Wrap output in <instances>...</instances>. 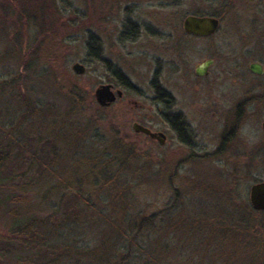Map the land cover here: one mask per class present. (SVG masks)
<instances>
[{"label": "rangeland", "instance_id": "obj_1", "mask_svg": "<svg viewBox=\"0 0 264 264\" xmlns=\"http://www.w3.org/2000/svg\"><path fill=\"white\" fill-rule=\"evenodd\" d=\"M18 1L32 20L25 38L18 12L0 0V202L22 199L16 224L26 227L20 235L15 224L10 230L1 204L0 264H264V249L236 230L253 224L264 235V214L253 213L249 200L251 186L264 180V164L250 157L264 140L261 115H249L224 154L217 152L228 112L264 93V73L250 71L253 63L264 67L263 0H229L231 10L209 40L172 30L204 6L199 0H52L49 14L60 19L55 37L51 21L41 19L50 18L46 0ZM226 1L208 6L220 12ZM106 16L110 27L95 29ZM128 16L142 29L122 43L115 30ZM95 33L102 49L93 60L88 42ZM173 37L187 66L163 46ZM23 40L32 49L28 70L17 53ZM214 55L210 74L197 78L196 67ZM76 63L83 75L72 70ZM156 70L157 91L176 101L166 112L164 103L163 112L157 106ZM108 84L125 93L110 109L94 96ZM169 112L191 125L190 147L169 130ZM135 121L166 131L165 145L135 135ZM117 140L134 144L140 156L129 159L133 150ZM186 153L193 157L182 161Z\"/></svg>", "mask_w": 264, "mask_h": 264}, {"label": "flooded vegetation", "instance_id": "obj_2", "mask_svg": "<svg viewBox=\"0 0 264 264\" xmlns=\"http://www.w3.org/2000/svg\"><path fill=\"white\" fill-rule=\"evenodd\" d=\"M263 4H264V0H263ZM201 9H204V6L198 7V10H201ZM196 11L190 12L188 14H184L181 17V22H180V28L179 29H172V28L171 29L173 30V32L177 31L178 34H181V37H183L185 39H190V40H209L215 34H217V32L220 29L222 21L220 19H218L217 17H215V16L198 15V14H196L197 13ZM188 16H199V17L208 16V17H213V18H215V19H217L219 21L218 29H217V31L214 34H212L210 36H206V37H200V36H195L193 34H189V33H187L184 30V27H183V22H184L185 18L188 17ZM173 19L174 18H173V15H172V22H173ZM96 20L97 21L95 23V29H98V28L106 29V28L110 27V25L108 23H109V20H111V18H109L108 16L103 17V18L99 17ZM172 22L167 23V22L164 21L161 25H163V26L166 25V27L168 25L169 27H171L172 26ZM118 25L119 26L116 27L117 29L116 30L114 29V30L117 33H119V41L122 42V43H126V42H129V41H132V42L135 41V39L138 38L140 33H141L142 25L140 23H138V22L133 21L132 18H130L129 16L122 18L121 21L118 22ZM127 25H131L134 28H127ZM93 35L95 36V39L98 42L101 41L100 37L97 35V33H95ZM153 35L155 36V39L157 40V29H154ZM168 39H169L170 42L165 44V45H163V46L168 47L166 49L170 48L172 50L171 54L174 55L176 58L181 59L180 61L184 65L186 64V66H187L188 65L187 64V58L185 57L184 54H181V49L179 50L178 47H177V43H179L178 39L174 38V37H173L172 40H170V38H168ZM168 39H167V41H168ZM155 50H156V55H157V47L155 48ZM210 60L213 61L212 65H210L204 71V75H202V76L198 75L197 74V69L201 65H203L204 63H206L207 61H210ZM216 62H217V58L215 57V55L213 57H209V58L205 59L201 64H199L196 67L195 72H194L195 76L197 78H202V77L208 76L210 74V72H211L212 67H214ZM156 63H157V57H156ZM258 64H260V63H258ZM260 65L262 66V71L263 72H262L261 75H258V76H262L263 73H264V67H263L262 64H260ZM108 70H110L117 79H123V81L125 79H128L127 77L122 75L120 69H118L117 67H116L115 71L113 69H110L109 67H108ZM116 72H118L119 75H117ZM176 72L177 71H175V73ZM185 75L186 76H184L183 79H187L188 80L187 82H190V79H192L191 78V76H192L191 71L189 70L187 72V70H185ZM154 79H156V82H155L156 84L154 86L155 92H156V100H157V94L159 96L158 97L159 98V103L157 104L158 110L160 112L162 111L161 107H160L162 105V103H164L166 105L165 112L167 110L173 109L174 106L176 105V101L169 102V100H174L173 97H172V94L167 92V91H165V90H162L160 86H158V91H157V70H156V76H155ZM125 83H126V86H125L126 88H129L131 86L130 83H128V82H125ZM109 85H112V84H109ZM112 86H113V90L114 91L118 90V89L115 88L114 85H112ZM124 97H125V93L122 91V97L121 98H117L116 101L113 102L107 108H109V109L112 108V106L115 105L117 102H123L124 101ZM133 105H135L136 107H140L141 108V106H139L136 103H133ZM242 105H244V108L241 107ZM228 113L227 114L229 116L225 117V128H224V130L222 131V133L220 135V144H219V147H218V150H217V152H220V155L224 154V151H226V148L236 139L235 137L238 136L239 133H241L242 126H244L247 123V118L249 117V115H251V116H253V115L254 116H258V114L261 115V118L263 120L262 129L264 131V93H260V94L256 93L255 95H253L249 99V101H245V102H243V104L240 103L238 106L233 108V110L229 111ZM165 115H166V125L169 127V130L174 133L176 138L178 140H180L181 143L183 145H185L186 148L190 147V143H189L190 139L189 138H190V133L192 134L193 130L191 129V125L187 122L185 116L183 114H181V113H173L172 114L171 112L165 113ZM135 123L140 124V125L148 128L153 133H161V134H163L165 136L164 141H165V143L167 142L168 135H167L166 131L154 130L153 128H151L149 126H146V125H143L141 122H137V121L133 122V125ZM133 125H132V131L134 132L135 135H137L139 137L146 138V139H148V140H150V141H152L154 143H157L160 146H164L165 145V144L162 145L159 142V140L151 139L146 134L135 132L133 130ZM126 139H127V137H126ZM125 141L127 142V140H125ZM128 142H130V141H128ZM127 145H134V144H127ZM138 156H140V155H139V152L137 150V156H133V157H138ZM192 157H193L192 153L191 154L190 153H186L182 157L183 158L182 161L189 160ZM250 157H251V162L254 163V165L264 164V140H262L259 144H256L252 148V151L250 152ZM263 181H260V182H263ZM260 182H257V183H260Z\"/></svg>", "mask_w": 264, "mask_h": 264}, {"label": "trees", "instance_id": "obj_3", "mask_svg": "<svg viewBox=\"0 0 264 264\" xmlns=\"http://www.w3.org/2000/svg\"><path fill=\"white\" fill-rule=\"evenodd\" d=\"M9 1L12 4L11 7L15 8V11L18 12V16L16 18L17 28L24 30L23 36H20V37L25 38L27 30L32 23V20L30 19V16L27 14L26 10H24L21 6H18L19 5L18 0H16V1L9 0ZM42 1L43 0L40 1V5L42 4ZM199 1H200V4H204V6L207 5V7L204 9H201V10H197L196 14L215 16L218 19H220L221 21L230 12L231 5L233 4V1H229V0H228V2L226 1L222 5L221 11L219 12L216 9H213L212 6H208V5H212V3H214L215 0H199ZM43 4H44V10L43 11L46 12L47 15H50L49 11L52 9V5H53L52 0H46V1H44ZM41 13L43 14V12H41ZM58 13H59V11H58ZM54 15H55V17H54ZM54 15H50V18H49L43 14L42 18H41L43 20V23H44L43 25H47L48 22L51 21V27H50L49 31H52V32L54 31V32L52 35H49V36H52V37H55L57 35L58 29H55V28L60 26L58 24L60 19H58V17H56V16H58L57 13ZM127 28H134V27L131 25H127ZM42 34L43 33L40 32L39 37H41ZM88 47H89V57L93 58V60L99 59L100 58L99 51L102 49V44L95 39V36L93 34L90 35ZM30 50H32V49H30V48L28 49V44H26L25 41L23 43H20V46L18 47L17 53H18L19 57H21V59H23V61H22L23 70H28L30 67L29 62H30L31 53H32V52H30ZM116 74L119 75L118 72H116ZM119 81H120L121 85L126 86V83L123 81V79H119ZM69 95H70V93H69ZM78 96L77 95L74 96L75 99L77 100V104H79V100H80V97H78ZM22 98L24 101L23 103L25 104L27 110L33 109L29 98L26 97L25 95H23ZM117 141H119V143H121L124 146V148L130 147V146L132 147V148L131 147L130 148L133 150L134 155H130L129 159L134 158L133 156H137V150H136L134 145L127 146V144L123 140H117ZM1 159H2V157L0 154V162H1ZM114 159L115 158L109 159L108 162L105 164L108 165L110 162L114 161ZM257 182H260V181L257 180L256 183ZM1 204H4V206L6 208L5 213L7 212V214L4 215L5 216L4 220L7 221L9 229L13 230V227L15 224L16 225V233L18 230V235H20L21 230L25 229L23 227H26L25 222H24V224H25L24 226H17V224H16L18 222L17 220L23 219L21 217L22 215L20 214V206L23 205V200L19 199V198H11V199L4 200L3 202H0V208H1ZM253 213H255L256 215L257 214H264L263 212H256L254 210H253ZM142 223H143V220H142ZM131 230H133V229H131ZM236 230L238 232L240 231L242 234H247V235L252 236L254 238V240H256L257 244H254V246L258 252H261V250L264 249V244H263L264 235H261V229H259L258 225H253V224L252 225H249V224L237 225ZM27 235H29L28 231H27Z\"/></svg>", "mask_w": 264, "mask_h": 264}, {"label": "water", "instance_id": "obj_4", "mask_svg": "<svg viewBox=\"0 0 264 264\" xmlns=\"http://www.w3.org/2000/svg\"><path fill=\"white\" fill-rule=\"evenodd\" d=\"M218 26L219 21L213 17L208 16H188L183 22L184 30L187 33L200 37H206L214 34L217 31ZM212 63L213 61L210 60L201 65L197 69V74L201 76L204 75V71L210 65H212ZM72 70L78 75H83L85 73V67L80 63L74 64ZM250 70L257 75H261L263 72L262 66L258 63L251 64ZM94 96L97 104L101 107L106 108L109 107L113 102H115L117 98L122 97V91H114L113 86L109 84L101 85L95 90ZM133 130L137 133L146 134L151 139L159 140L162 145L165 144V136L161 133H153L148 128L137 123L133 125ZM249 200L254 211L264 213V181L251 186Z\"/></svg>", "mask_w": 264, "mask_h": 264}]
</instances>
